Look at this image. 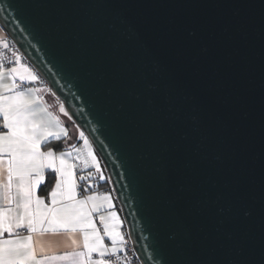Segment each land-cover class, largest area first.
<instances>
[{
  "label": "water",
  "instance_id": "water-1",
  "mask_svg": "<svg viewBox=\"0 0 264 264\" xmlns=\"http://www.w3.org/2000/svg\"><path fill=\"white\" fill-rule=\"evenodd\" d=\"M17 5H25L26 30L14 19ZM0 25L88 137L142 264H155L153 256L165 264L228 258L234 253L211 249L237 229L246 254L259 259L264 0H0ZM145 78L186 109L189 138L179 158L164 151L157 110L129 103ZM109 99L126 105L118 129ZM165 167L189 175L187 196L204 201L190 246L177 247L193 220L187 199L174 202Z\"/></svg>",
  "mask_w": 264,
  "mask_h": 264
},
{
  "label": "snow or ice",
  "instance_id": "snow-or-ice-1",
  "mask_svg": "<svg viewBox=\"0 0 264 264\" xmlns=\"http://www.w3.org/2000/svg\"><path fill=\"white\" fill-rule=\"evenodd\" d=\"M24 7L17 5L13 11L16 14L14 19L26 30L29 22L23 14ZM0 47L9 49V44L0 41ZM11 55L14 57L9 61L11 66H6L5 57L0 53V127L3 128L0 131V264H53L55 261L131 264L125 236L119 230L122 222L115 211H110L114 207L111 197L91 194L81 198L79 182L86 181L88 176H78V167L82 166L81 170L95 168L97 173L101 172L88 137L84 132H79L86 153L74 146L72 150L62 151L59 155L52 148L45 150L49 142L68 138V131L61 126L58 116L41 106L37 93L44 89L26 86L39 82V76L32 68L20 63L21 57L16 51L13 50ZM108 102L117 104L118 129L126 105L111 99ZM129 103L148 105L157 110L162 125L164 151L179 158L189 138L190 125L181 118L185 107L178 104L171 92L163 94L160 86L149 78H145L141 90ZM192 110L196 111L195 108ZM59 111L68 116L63 103ZM190 119L191 126H199L197 116ZM48 170L55 174L54 187L49 194L50 203L37 195V189L44 182ZM104 178L101 174L100 179ZM162 178L171 187L174 202L188 201L187 212L192 217L194 231L178 241L177 247L190 246L198 235L196 222L203 213L204 201L187 196L190 189H186V185L191 183L192 178L183 170L176 168L173 172L165 167ZM89 188H84L83 192L87 193ZM220 211L223 212V209ZM261 212L264 216V208ZM94 214H98L103 232L97 227ZM244 216L251 217L252 213L245 211ZM60 230L72 235L79 232L83 241L81 250L63 255L39 256L36 236L58 233ZM106 237L110 243H105ZM72 244L76 245L77 241L72 239ZM246 247L245 236L237 229L224 233L214 241L211 249L212 253H216L217 249H227L234 255L225 259H218L215 255L183 256L174 264H264V248L256 260L246 254ZM152 259L155 264H165L155 256Z\"/></svg>",
  "mask_w": 264,
  "mask_h": 264
},
{
  "label": "crops",
  "instance_id": "crops-1",
  "mask_svg": "<svg viewBox=\"0 0 264 264\" xmlns=\"http://www.w3.org/2000/svg\"><path fill=\"white\" fill-rule=\"evenodd\" d=\"M7 38H8V35H7L6 31L0 25V41L6 42ZM20 63L27 66V67H30V65L28 64L26 59H24L22 57H21ZM32 70L36 73V71L34 69H32ZM37 76H38V74H37ZM26 86L36 87L38 89H44L43 91H40L37 93V95L41 98V106L46 107L49 112H51L53 115L59 117V119L61 121V126L65 127L67 129L68 134H69L68 137L71 136V139H73L77 135L76 129H78V127L75 125V123L72 121V119L69 116H64V114L59 111V106L57 108L53 106V104H54L53 103V100H54L53 96H56V95L50 90L47 83L40 78L39 82L34 83L32 85H26ZM0 123H2V120H0ZM61 139H65V138H61ZM68 143L70 144V142H68ZM52 149H54V148H52ZM45 150H47V148H45ZM57 154L59 155V152H57ZM73 155H74V153H73ZM98 162H99V160H98ZM99 164H100V162H99ZM48 172H51V171L48 170L45 172V180H44V182H42L39 185V187L37 189V195L43 197L46 200V202L50 203V195L49 194L52 191L54 185L50 189H47V190L45 189L46 176H47L46 174ZM97 195L103 196L100 194H97ZM109 196L111 197V199L113 201V205H114V207L112 209H110V211H115L117 214V217L122 222L120 227H119V230L125 236V239H126L125 230H124L126 225H125V222H124L123 217H122L121 209L117 205L118 202L116 200V197H113L112 195H109ZM82 197L83 196H81V198ZM94 217H95V222L97 224V227L101 230V232H103V225L99 226L100 221L98 218V214H94ZM21 231H22V234H24L23 230H21ZM35 239L37 242V252H38L39 256L63 255L65 253H71L73 251H79L82 248V242H83L82 241V235L79 232H77L75 235H72V234H70L64 230H60L58 233L48 232V233H45L44 235H38V236H36ZM72 239H75L77 241L76 245L72 244ZM105 243H110L108 241L107 237L105 238ZM41 248L43 249L42 251H41ZM53 264H71V261H55V262H53Z\"/></svg>",
  "mask_w": 264,
  "mask_h": 264
},
{
  "label": "trees",
  "instance_id": "trees-1",
  "mask_svg": "<svg viewBox=\"0 0 264 264\" xmlns=\"http://www.w3.org/2000/svg\"><path fill=\"white\" fill-rule=\"evenodd\" d=\"M76 132H77V135L73 139H71V136H70L66 139H61L60 141L54 140V141L50 142L49 144H47L46 148H54V150H56V152L60 153L62 151L72 150L73 146L75 148L84 147V142L79 136V129H76ZM68 142H70V144ZM93 151L95 152L94 149H93ZM74 154H75V152H74ZM95 154H96V152H95ZM97 158L100 162V168H101L100 173H97L95 168H93V170H91L90 172L80 174V175L88 176V179L86 181H80L79 182L80 190H81V196L91 195V194H100L101 192H104L103 195L109 194V195H112L113 197H115V194H114L113 190L111 189L112 188L111 182L109 180V177H108V174L105 170V167H104L103 163L101 162L100 158L98 157V155H97ZM101 174H103V176L105 177L103 180L100 179ZM46 175L47 176H46L45 189L47 190V189H50L54 185L55 174L48 172ZM94 175H96V177H97L96 179L94 178ZM89 185H91L90 188H89ZM84 188H89V191L87 193L83 192ZM117 205H118V207H120L119 204H117ZM124 230L126 232V227Z\"/></svg>",
  "mask_w": 264,
  "mask_h": 264
},
{
  "label": "built area",
  "instance_id": "built-area-1",
  "mask_svg": "<svg viewBox=\"0 0 264 264\" xmlns=\"http://www.w3.org/2000/svg\"><path fill=\"white\" fill-rule=\"evenodd\" d=\"M6 42L9 44V49H4V48L0 47V53H2L4 55V57H5L6 66H11L9 64V61L14 59V57H12V55H11L13 50L16 51L17 55H19L20 57H22V58H24V57H23V54H22L21 50L19 49V47L15 44V42L12 39H10L8 37ZM30 67L33 69V67L31 65H30ZM38 76L43 80V78L39 74H38ZM0 125H2V123H0ZM0 131H3L2 127H0ZM79 149H82L86 153L84 147H79ZM81 169H82V166L78 167L77 175H80V174L86 173V172H90L91 170H93V168H89L87 170H81ZM94 178L95 179L97 178L96 175H94ZM111 189L113 190V187ZM103 194H104V192L100 193V195H103ZM101 225L102 224L99 223V226H101ZM125 235H126V245H127L128 259L131 261V264H142L138 254H137V252H136V250L134 248V244H133V242H132V240H131V238L129 236V233H128L127 229H126Z\"/></svg>",
  "mask_w": 264,
  "mask_h": 264
},
{
  "label": "rangeland",
  "instance_id": "rangeland-1",
  "mask_svg": "<svg viewBox=\"0 0 264 264\" xmlns=\"http://www.w3.org/2000/svg\"><path fill=\"white\" fill-rule=\"evenodd\" d=\"M53 95H54V94H53ZM53 99H54V100H53V103H54L53 106L56 107V108H57L58 106L60 107V104H61L62 102H61L56 96H53ZM78 129H79V128H78ZM79 132H81L80 129H79ZM89 142H90V141H89ZM90 144H91V143H90ZM92 150H93V148H92ZM85 151L87 152V149H86V148H85ZM93 152H94V151H93ZM94 154H95V152H94ZM95 155H96V154H95ZM96 156H97V155H96ZM97 160H98V158H97Z\"/></svg>",
  "mask_w": 264,
  "mask_h": 264
}]
</instances>
